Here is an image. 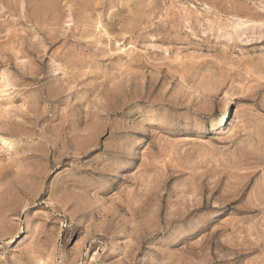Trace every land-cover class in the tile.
Returning <instances> with one entry per match:
<instances>
[{
	"label": "rangeland",
	"instance_id": "374dc122",
	"mask_svg": "<svg viewBox=\"0 0 264 264\" xmlns=\"http://www.w3.org/2000/svg\"><path fill=\"white\" fill-rule=\"evenodd\" d=\"M0 138V264H264V0H0Z\"/></svg>",
	"mask_w": 264,
	"mask_h": 264
},
{
	"label": "bare ground",
	"instance_id": "6f19581e",
	"mask_svg": "<svg viewBox=\"0 0 264 264\" xmlns=\"http://www.w3.org/2000/svg\"><path fill=\"white\" fill-rule=\"evenodd\" d=\"M217 120H218V118H217ZM222 121H223V115L220 117L219 121H217V124L220 125L222 123ZM0 140H1L2 144L7 145V146L10 145L9 142L5 138H0Z\"/></svg>",
	"mask_w": 264,
	"mask_h": 264
}]
</instances>
